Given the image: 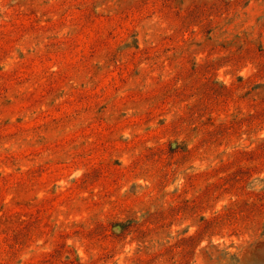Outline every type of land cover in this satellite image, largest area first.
<instances>
[{"label": "rangeland", "instance_id": "374dc122", "mask_svg": "<svg viewBox=\"0 0 264 264\" xmlns=\"http://www.w3.org/2000/svg\"><path fill=\"white\" fill-rule=\"evenodd\" d=\"M0 264H264V0H0Z\"/></svg>", "mask_w": 264, "mask_h": 264}]
</instances>
